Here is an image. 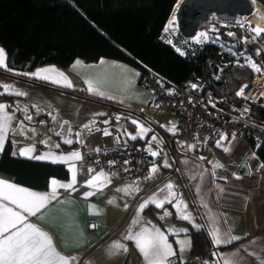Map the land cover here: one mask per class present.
I'll return each mask as SVG.
<instances>
[{
	"label": "crops",
	"instance_id": "obj_1",
	"mask_svg": "<svg viewBox=\"0 0 264 264\" xmlns=\"http://www.w3.org/2000/svg\"><path fill=\"white\" fill-rule=\"evenodd\" d=\"M45 69L49 71H41ZM38 72L40 76L33 75ZM42 76H50L60 82L42 79ZM137 77L135 66L117 59L101 57L97 61H86L77 58L66 68L41 65L21 76L43 85L28 81L21 83L34 87L32 91L28 90L30 94H36L31 96L41 94L43 89L52 91L53 98L45 95L42 98L56 100L67 107L65 111H50L48 103L41 101L42 107L34 111L31 105L28 114L27 111L22 112L14 100L8 102L0 98V104L6 105L5 111L13 117L3 149L10 141L12 154L28 159L32 158L20 155L22 149H31V156H61L73 151L81 155L80 160L58 163L65 165L68 176L64 179L49 178L45 188L18 183L0 172V179L45 193L50 191L52 179L61 183L71 182L73 173L70 165L75 164L74 190L58 188L57 199L36 215L28 216V222L48 233L60 253L76 256L75 264H146L134 242L124 239L129 230L137 232L144 227L159 229L167 236L176 253L168 258L169 263L185 264L191 260L190 248L185 247L181 251V244L177 241H191L190 228L202 227L209 236L210 251L216 264H225L226 260L232 264H264V166L251 141L236 137L209 140L200 131L191 136L181 133L177 112L167 104L152 100L149 92L138 85ZM90 87L95 91H89ZM16 97L22 102L26 95ZM70 106L84 109L71 110ZM29 116L30 120L27 119ZM56 117L60 127L67 126L64 139L60 127L52 129ZM141 127L147 131L141 133ZM105 130L110 134L105 135ZM118 137L127 146H139L146 152L148 164L145 174L119 179L113 169L88 172L82 161L84 153L113 147ZM68 139L73 143H65ZM217 141H220V146ZM225 148L229 151L225 152ZM151 152L159 154L153 156ZM32 160L53 163L51 160ZM217 163L223 167H216ZM243 164L246 170L241 168ZM154 165L157 170L151 173ZM100 172L106 173L111 182L102 190H95L86 181ZM170 182L178 194L176 199L187 204L186 211L191 220L179 218L173 206L175 200L165 203L164 208L150 204L146 208H151L152 212L145 208L137 214L139 205L154 193L157 194L155 198L165 199L168 195L165 185ZM128 185L133 186L130 193L117 191ZM137 187L139 191H135ZM90 191L95 194L86 196L85 193ZM109 200L114 202L109 203ZM165 210L171 214L165 216ZM134 218L138 223L133 224ZM214 230H218L222 239L232 236L240 239L214 245L210 236ZM102 238H105L104 242L90 251L89 248ZM117 241L127 246L128 251L109 255V247ZM206 262L210 264L207 259Z\"/></svg>",
	"mask_w": 264,
	"mask_h": 264
},
{
	"label": "trees",
	"instance_id": "obj_2",
	"mask_svg": "<svg viewBox=\"0 0 264 264\" xmlns=\"http://www.w3.org/2000/svg\"><path fill=\"white\" fill-rule=\"evenodd\" d=\"M176 1L0 0V46L7 65L0 70L21 77L40 65L66 68L77 58L97 61L107 57L149 71L177 88L196 80L221 100L216 106L237 103L236 90L243 82L251 81L254 73L241 58L236 59L216 44L180 45L177 38L176 44L167 41L164 27ZM260 1L264 4V0ZM225 31L220 27L218 32L224 39L235 41ZM234 33L240 38L239 28ZM259 40L264 44V33ZM176 46L182 48L183 54ZM240 48L241 42L235 41V49ZM250 52L255 56V51ZM261 63L264 66V56ZM15 97L0 92V98L8 102ZM253 110L264 123V107L255 104ZM256 153L264 166V143L256 147ZM0 172L35 188H45L51 177L68 176L63 164L13 155L10 141L0 153ZM145 210L152 212L151 208ZM189 234L192 257H203L216 264L206 230L190 228Z\"/></svg>",
	"mask_w": 264,
	"mask_h": 264
},
{
	"label": "snow or ice",
	"instance_id": "obj_3",
	"mask_svg": "<svg viewBox=\"0 0 264 264\" xmlns=\"http://www.w3.org/2000/svg\"><path fill=\"white\" fill-rule=\"evenodd\" d=\"M255 14V13H253ZM176 20L175 14L173 15L172 20L169 21V26L165 28V31H168L172 28ZM251 31L256 35L264 33V28L260 27H251ZM233 35V33H229ZM207 34L201 32L198 34L195 39L199 41L200 37L206 38ZM170 42V41H169ZM180 51V49H177ZM183 54V53H182ZM259 54V51L258 53ZM6 57L4 49L0 48V67H6L5 63ZM251 66L255 71H261L260 67L257 66L254 62H251ZM47 72L49 70H41ZM33 75L40 76V73H34ZM42 79L52 80L54 83H59V80H53L50 76H42ZM70 86V84H69ZM5 91L8 92L11 86L2 85ZM192 88H197L196 84L191 85ZM247 87V86H245ZM89 91H95L94 88L90 87ZM244 89L242 88L237 95H243ZM17 95H26L23 92H17ZM102 95V93H101ZM6 105L0 104V151L3 150V144L7 138L9 131L10 121L13 118L5 111ZM31 119V117H27ZM119 119V117H117ZM107 123V122H106ZM133 123H137L133 121ZM87 127V125L85 126ZM141 133L147 131L141 127ZM174 131V130H173ZM105 135L110 133L105 130ZM233 136L235 134L233 133ZM133 139L136 137L133 136ZM153 140L156 137L152 138ZM221 139H227L226 136H222ZM65 143L72 144L71 139L65 140ZM217 145L220 146V141H217ZM58 147V145H57ZM225 152L229 149L225 148ZM31 149H22L20 155L28 156L32 159L37 160H51L53 163H66L70 160H80L81 155L79 152L73 151L66 155L55 156L54 154H44L40 156H31ZM153 156L158 155V152H151ZM15 155V153H14ZM114 163V162H110ZM127 163V161H125ZM165 163V167H167ZM216 167H223L222 164L217 163ZM72 170V180L69 183H61L55 179L50 181V191L45 193H37L29 189L15 185L12 182L5 181L0 179V264H75L77 260L76 256H66L60 253L48 233L41 230L34 224L28 222V216H34L44 209L51 201L56 200L58 196L57 189H73L75 184V164L70 165ZM157 170V167L154 165L150 170L151 173H154ZM91 172L92 170L89 169ZM151 178V177H148ZM239 178V177H237ZM108 175L104 172L97 173L91 177V179L86 181V184L95 189L102 190L107 183H110ZM167 189V197L165 199H157L156 193L153 194V197H149L148 200H145L141 203L137 209V214L143 212V210L148 207L150 204H154L158 208H164L165 203H173L175 200L174 207L176 208L177 215L179 218L184 220H191V216L187 213V204L182 199H176L177 193L173 190L174 185L170 182L165 185ZM133 190L132 185L125 186L122 189H117V191H124L125 193H130ZM135 191H139V188H135ZM160 191H164L161 189ZM95 192L90 191L86 192V196L94 195ZM113 200H109V203H113ZM11 205V206H10ZM15 206V207H12ZM94 207V206H93ZM127 208V205H125ZM25 213L27 215H25ZM167 210H165L164 215H170ZM163 219V217H161ZM138 223V220L134 218L133 224ZM95 227V225H91ZM186 231V229L184 230ZM211 241L214 245L231 243L233 240H238L240 237L232 236L230 239H222L218 230H214L210 233ZM124 239L134 242L135 247L138 249L142 257L144 258L146 264H169L168 258L174 256L176 253L172 248V245L168 243L167 236L156 228H141L137 232H132L131 230L125 235ZM181 244V251L185 250V247H191V241H177ZM119 251L127 252V246L120 244L118 241L114 242L108 249V254L112 255L118 253ZM207 264V262H205ZM225 264H232V261L226 260Z\"/></svg>",
	"mask_w": 264,
	"mask_h": 264
},
{
	"label": "built area",
	"instance_id": "obj_4",
	"mask_svg": "<svg viewBox=\"0 0 264 264\" xmlns=\"http://www.w3.org/2000/svg\"><path fill=\"white\" fill-rule=\"evenodd\" d=\"M225 32L229 35L228 31ZM247 32L250 34L249 31ZM218 36L217 33L214 34V37ZM253 38L256 37L253 36ZM212 42L215 43L214 40L206 43ZM196 44L201 45V42ZM261 55V52L257 54L260 62ZM253 59L257 60L255 57ZM251 70L254 78L243 82L236 90L239 101L225 106H216L215 104L221 100L214 96L211 90L203 88L196 80H189L184 86L177 88L165 84L161 77L149 71L138 69L137 83L149 92L152 100L167 104L177 112V125L181 133L191 136L200 131L209 140L222 136H226L227 139L236 137L240 140H250L253 149L256 150L258 145L264 143V123L256 118L253 107L255 104L264 107V72H257L253 67ZM192 84L198 87L192 88ZM242 88L243 95H237ZM82 161L88 172H90L89 169L92 170L91 172L113 169L115 176L119 179L145 174L148 164L147 154L142 147L127 146L119 137L113 147L84 153ZM205 262L206 258L192 257L185 264H205ZM169 264L182 263L173 261Z\"/></svg>",
	"mask_w": 264,
	"mask_h": 264
},
{
	"label": "rangeland",
	"instance_id": "obj_5",
	"mask_svg": "<svg viewBox=\"0 0 264 264\" xmlns=\"http://www.w3.org/2000/svg\"><path fill=\"white\" fill-rule=\"evenodd\" d=\"M249 2L251 4V7H253V5H255L257 7V9L259 10L260 13H262L263 18H264V4L260 0H249ZM172 18H173V10H172V12L168 18L169 21L172 20ZM169 21H167L166 26L164 27V38L167 41H170L173 44H176L175 40L177 38L179 40L178 42L180 43V45L196 44L198 42H201V44H216V45H218L220 50L229 51V52L233 53L236 59L241 58L242 63L245 66H248L249 68L252 69L251 63L249 62V61H251V62H254L257 66H259L261 71L264 72V66L258 60V57H257L258 51L261 52V54H262L261 56H259V57H261V59L264 56V52H263L264 44L259 40V37L261 36L262 33L260 35H256L254 32H252L250 26L251 27H255V26H254V24H251L246 18H243L241 16H239V17L237 16V18L234 21H223V20H220L219 18H217L216 16L211 17L209 15L208 19L206 21L200 23L198 30L196 31L195 35L192 37H184L179 33L178 28H177V24H176V20H175L172 28H170L168 31H165V28L169 26ZM239 22H241L242 24H240ZM239 26H242V27H239ZM220 27L226 28V30L229 33H232V32L234 33V31L236 29H238V28L240 29V33H241L240 38H238L239 40L235 39V41L241 42V48L239 50L235 49V41L226 40L221 36V34L218 32ZM247 31H249L250 34H248ZM201 32L206 33L207 36H206V38L200 37L199 41H198L197 39H195V37H197L198 34ZM216 33L219 35L218 37H214V34H216ZM178 35H179V37H178ZM253 36H255L256 38L254 39ZM206 39H207V41H206ZM211 40H214L215 43L214 42L206 43V42H211ZM249 48H251V50ZM176 49H180L179 52L183 53L182 48L176 46ZM250 51H253V52L255 51V56ZM253 57H255L257 60H254ZM45 65L47 66L48 64H45ZM45 65H42V66H45ZM18 81H17V79H11L9 77H4L3 75H0V92L5 93V94H14V95H17L16 94L17 92L26 93V98L23 99L22 102L19 101L17 97H15L13 99L14 103L16 104L17 107L21 106L22 112L27 111V113L29 114L31 105H32L33 110L37 111L39 106L42 107V105H40L41 101L48 103L47 107L50 111L54 110L58 113V112H63L67 109V107L64 108L63 104L58 103L54 99L42 98L44 95L46 97L50 96L49 98H53L52 97V94H53L52 91H48V90L43 89L41 94H39L37 96H31V95H36V94H30V92L28 90L32 91L34 87L22 85L21 83L25 84V81H23V80H18ZM2 85H8V86H11V88L9 89L8 92H6L4 87H2ZM18 96H20V95H18ZM32 98H34L35 100ZM90 106H92L94 108H102V107L96 106V105H90ZM25 109H27V110H25ZM69 109L76 110V109H84V108H80L77 106H70ZM58 123H60V122H59V119L56 117V121L52 123V129L53 130L59 129L60 126ZM60 129H62L61 136L64 139V137L67 135L66 134L67 133V126L63 127V125H62L60 127ZM263 172L264 171H262V173ZM262 185L264 186V180L263 179H262Z\"/></svg>",
	"mask_w": 264,
	"mask_h": 264
},
{
	"label": "water",
	"instance_id": "obj_6",
	"mask_svg": "<svg viewBox=\"0 0 264 264\" xmlns=\"http://www.w3.org/2000/svg\"><path fill=\"white\" fill-rule=\"evenodd\" d=\"M251 11L249 0H180L178 3L176 1L173 8L178 31L184 37L194 36L200 23L206 21L211 14L223 21H234L237 16L248 15ZM230 37L238 40L235 33ZM0 75L42 85L1 70ZM241 168L246 170V165L243 164Z\"/></svg>",
	"mask_w": 264,
	"mask_h": 264
},
{
	"label": "bare ground",
	"instance_id": "obj_7",
	"mask_svg": "<svg viewBox=\"0 0 264 264\" xmlns=\"http://www.w3.org/2000/svg\"><path fill=\"white\" fill-rule=\"evenodd\" d=\"M178 2H180V0H177V3ZM253 13H255V14H253ZM210 16L211 17H214L215 14H211ZM241 17L246 18L251 24H254L255 27L258 26L260 28H264V18H263V15H262V13L259 12V10L257 9V7L255 5H253L252 11H251L250 14L243 15Z\"/></svg>",
	"mask_w": 264,
	"mask_h": 264
}]
</instances>
